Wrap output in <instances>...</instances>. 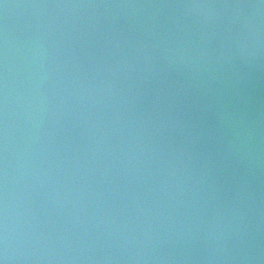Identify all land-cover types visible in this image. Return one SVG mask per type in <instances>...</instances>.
<instances>
[{
	"label": "clouds",
	"instance_id": "clouds-1",
	"mask_svg": "<svg viewBox=\"0 0 264 264\" xmlns=\"http://www.w3.org/2000/svg\"><path fill=\"white\" fill-rule=\"evenodd\" d=\"M27 7L106 11L38 20L22 78L5 30L0 264L251 259L258 122L225 73L264 57V0ZM107 10H133L129 26Z\"/></svg>",
	"mask_w": 264,
	"mask_h": 264
},
{
	"label": "water",
	"instance_id": "water-1",
	"mask_svg": "<svg viewBox=\"0 0 264 264\" xmlns=\"http://www.w3.org/2000/svg\"><path fill=\"white\" fill-rule=\"evenodd\" d=\"M235 0H0V69H2L4 34L7 29L9 36L10 57L14 61L16 68L19 70L22 78L24 71L25 59V42L32 32L35 31L38 20H47L56 24L63 23L69 19L70 12L86 14L90 12L103 13L104 9H38L27 7L28 5L37 4H61V3H94V4H183V3H230ZM240 2H250V0H240ZM4 4L11 5L5 9ZM110 13L119 11L118 24L127 28L130 20L129 13L133 10H107ZM148 11H159V19L167 24L170 22V14L179 15L180 21L188 25L192 29H196L195 18L193 16L180 15V10L164 9V10H136L137 13H146ZM81 19H86L85 15H81ZM104 17H100L103 23ZM238 73L241 77V92L246 98L242 104V108L258 122V135L254 140L256 150L258 152V160L255 163L254 171L248 177L253 197L250 207L247 211L248 225L252 234L251 259L244 261L243 264H264V57H261L259 63L253 66L245 64H235L226 70V75ZM178 78V77H174ZM17 142L21 141L23 136V115L18 107L17 109ZM0 165H2V149H0ZM22 190L23 181L18 173L17 191L21 196L18 211L22 212ZM170 247V245H165ZM195 259L192 262L183 260H167L139 262V264H209L208 261L200 258L199 250L194 252ZM40 264H137L136 261L128 259H117L113 261H41ZM227 264V262H223Z\"/></svg>",
	"mask_w": 264,
	"mask_h": 264
}]
</instances>
